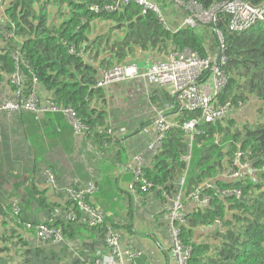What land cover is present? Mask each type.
<instances>
[{
	"label": "trees",
	"instance_id": "trees-1",
	"mask_svg": "<svg viewBox=\"0 0 264 264\" xmlns=\"http://www.w3.org/2000/svg\"><path fill=\"white\" fill-rule=\"evenodd\" d=\"M180 1L184 5L174 7L171 0H151L163 15V9L177 12V19L167 17L165 27L157 13L136 3L109 9L112 0H0V101L4 88L10 95L15 91L11 76L17 73L21 96L35 92L37 107H48L12 115L0 110V115L13 118L0 119V168L7 178L14 171L26 176L12 193L0 194V264H83L90 254L104 250L107 227L134 241L135 219L150 215L165 224L168 237L165 208L180 190L187 197L205 180L220 191L239 189L240 196L207 189L208 206L190 211L184 223H177L178 238L189 249L187 263L264 264V171L258 172L256 182L248 177L230 182L220 178L237 149L253 167L264 165V15L243 32L229 30L226 14H218L214 24L198 22L176 30L188 12L185 4L195 2L208 9L225 0ZM248 1L264 5V0ZM216 30L222 37L225 84L215 106L227 102L231 113L214 123L201 122L190 144L180 124L198 113L179 109L173 120L178 126L167 131L159 151L152 153L147 148L154 118L157 111L176 109L175 98L166 87L133 80L110 86L139 88L132 101L117 104L112 89L97 86L99 69L138 63L144 52L150 56L141 62L152 64L173 47L214 57L220 50ZM251 102L256 107L253 121L238 122L231 116ZM51 106L76 112L86 126L81 141L75 140L78 135L64 113ZM126 146L131 157L143 154L142 180L132 170H121L130 161H125ZM189 149L186 165L181 156ZM47 172L56 189L48 184ZM89 183L96 189L83 201L102 213L96 226L83 220L84 212L66 190ZM131 183L133 192L128 190ZM13 200L18 201L16 216ZM68 213L73 219L66 217ZM50 218L49 225L64 237L58 249L40 246L35 239L36 227Z\"/></svg>",
	"mask_w": 264,
	"mask_h": 264
},
{
	"label": "built area",
	"instance_id": "built-area-1",
	"mask_svg": "<svg viewBox=\"0 0 264 264\" xmlns=\"http://www.w3.org/2000/svg\"><path fill=\"white\" fill-rule=\"evenodd\" d=\"M112 1L109 9H118L130 3H136L144 9H150L157 13L165 27L169 25L167 18L151 0ZM171 3L174 7L184 5L180 0H171ZM185 9L188 12L178 22L176 30L185 27L193 28L198 22L214 24L218 14H226L229 18V30L243 32L262 21L264 15V5L254 6L248 0H225L212 4L208 9L202 8L201 5L195 2H189L185 4ZM198 13L202 16L209 15L208 21H200ZM216 36L220 50L214 57H201L196 51L188 48L178 49L173 47L162 60L156 61L146 67H141L137 62H130L112 66L108 70L99 69L100 78L97 81V86L107 90L113 83L140 80L145 86L154 84L167 87L169 94L178 102L180 109L198 113V116L185 120L180 124V128L187 134L191 144L194 135L199 133L198 127L201 122L214 123L218 119L227 117L232 111L227 102L222 106H215V98L225 84V76L222 70L225 60L221 55L222 37L218 30H216ZM11 80L15 84V91L11 98L0 101L1 111H5L8 114H18L22 111L39 113L48 109V107H37V95L35 92H32L28 98L21 96L22 79L19 74L13 73ZM50 109L63 112L75 134L83 136L86 126L79 120L73 109L56 106H51ZM153 126L154 132H151L152 137L147 149L152 153H156L161 148L167 131L178 125L166 118L164 111L160 110L157 111ZM119 132H124V129L121 128ZM190 157L191 153L189 149L185 155L181 156V159L188 165ZM143 162L142 153L134 155L121 170H132L135 178L142 180L141 166ZM231 164V167L220 176L221 179L227 182L242 177H248L252 182H256L258 180V172L264 171V165L260 168L253 167L247 155L239 149L233 153ZM47 182L53 189L57 188L53 175L50 172H47ZM183 183L184 176L180 178L179 185L182 186ZM95 189L96 186L91 183L77 190L71 186L66 188L70 197L78 203L80 210L84 212L86 217L83 220L89 226L101 224L103 220L101 212L87 206L83 201L85 195L92 194ZM207 189L213 190L217 194L221 193V195L234 194L236 197L240 196L239 189L233 188L220 191L209 180L201 182L187 197H184L181 190L178 192L173 203L165 208V219L167 220L170 232L169 251L174 257L176 264H188L189 256V249L183 247L178 238L179 228L176 225L177 223H184L186 214L190 211L197 212L208 206L210 197L205 194ZM128 190L134 191L132 183L128 185ZM17 203V200L12 201L13 216H16L19 211ZM66 217L73 219L71 213H68ZM51 220L50 218L48 219V223H41L36 227L35 239L40 246L57 249L64 241V237L60 229L49 225ZM145 256V250L135 248L133 241H126L122 237L121 232H115L112 228L107 227L104 250L90 254L83 261V264H153Z\"/></svg>",
	"mask_w": 264,
	"mask_h": 264
},
{
	"label": "crops",
	"instance_id": "crops-1",
	"mask_svg": "<svg viewBox=\"0 0 264 264\" xmlns=\"http://www.w3.org/2000/svg\"><path fill=\"white\" fill-rule=\"evenodd\" d=\"M149 56L150 55L147 52L140 53L138 55L137 61L141 67H146L150 64L149 62L147 63L141 62V60H143L144 58L147 59L149 58ZM134 82H140V81H134ZM129 86L133 87L135 85L130 84ZM136 88L138 87L136 86ZM111 89H112V96L116 98L117 90H113V88L109 87V90ZM114 91H115V94H114ZM3 92H4L3 96L5 97H3L2 99H8L13 96V94L10 95V92L7 93V88H4ZM134 92L136 93L137 90H135ZM134 97L135 96L132 95L131 98H129L128 100L132 101ZM126 101L127 100H125L124 102ZM175 104L177 107L176 109H172L173 107H169L170 109L164 111L165 117L171 121L175 119V117L178 114V110L180 109L177 101L175 102ZM1 117H4V115L1 114L0 119ZM12 119L13 118H10L7 120H12ZM75 140L77 142L81 141L82 136H75ZM124 151H125L124 153H125V158H126L125 161L128 159H131L132 153L129 152V150L127 149V146L125 147ZM80 157L82 160L83 156L81 155ZM68 167L69 169L72 168V166L70 165H68ZM12 189L13 187L11 189L8 188L7 185L3 184L0 180V194L2 193L3 195L7 196L8 194L12 193ZM162 217L165 220V214L164 215L162 214ZM133 226H134V229L136 230V235L132 236L134 240L133 243L136 244V246L140 247V249L145 250V253L147 254V256H145L146 258L148 257V259H150L153 264H175L174 257L171 255V252L169 251L170 242H169V238L167 237V232L164 231V226H165L164 223H161V224L156 223L154 221L153 215H150L149 217H146L143 220L135 219Z\"/></svg>",
	"mask_w": 264,
	"mask_h": 264
},
{
	"label": "rangeland",
	"instance_id": "rangeland-1",
	"mask_svg": "<svg viewBox=\"0 0 264 264\" xmlns=\"http://www.w3.org/2000/svg\"><path fill=\"white\" fill-rule=\"evenodd\" d=\"M165 5H167V7H166L167 9L170 7V3H167ZM163 13H164V15H166V18L167 17H169L170 19H177L178 18V16L176 15L177 12L172 10V9H170V10H164L163 9ZM193 13H195V11H193ZM199 17H200V19H199L200 21L207 22L209 15L202 16L199 14ZM130 82H133V80H131ZM135 90H137V92L139 91V89L136 88V86H133V87L128 86V87H125L124 89H117V94H116V98H115L117 101V104L123 103L125 100H128L129 98H131L132 95L137 93V92L136 93L134 92ZM114 94H115V91H114ZM255 114H256V107L254 106V102H251L250 104H248L246 106L244 111L240 110V111L234 112L231 116H233V118L236 121L242 122V121H253L255 118ZM8 118H10V116L4 117L5 122H8V121H6ZM256 118H257V116H256ZM0 174H1V177H0L1 182L3 184H6L7 187L10 189L12 187H14L17 182H19V183L22 182L24 180V178L26 177L24 174H21V173L14 171V173L11 176H8V178H7V177H5L4 172L1 170V168H0ZM168 237H169V242H170V236L168 235ZM146 256H147V254H146ZM146 259H148V257ZM148 260H150V259H148ZM150 262L152 263L151 260H150ZM175 264H176V262H175Z\"/></svg>",
	"mask_w": 264,
	"mask_h": 264
}]
</instances>
